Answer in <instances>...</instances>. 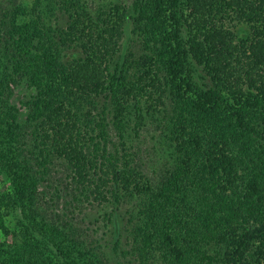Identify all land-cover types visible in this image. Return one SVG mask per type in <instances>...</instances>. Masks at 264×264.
Masks as SVG:
<instances>
[{
  "label": "trees",
  "instance_id": "obj_1",
  "mask_svg": "<svg viewBox=\"0 0 264 264\" xmlns=\"http://www.w3.org/2000/svg\"><path fill=\"white\" fill-rule=\"evenodd\" d=\"M0 27V264H264V0H7ZM167 101L152 179L109 148L107 116ZM55 163L70 201L111 207V247L46 220Z\"/></svg>",
  "mask_w": 264,
  "mask_h": 264
},
{
  "label": "rangeland",
  "instance_id": "obj_2",
  "mask_svg": "<svg viewBox=\"0 0 264 264\" xmlns=\"http://www.w3.org/2000/svg\"><path fill=\"white\" fill-rule=\"evenodd\" d=\"M7 0H0L1 4H5ZM134 0H83L88 10L96 13L99 10L108 9L113 5L129 6ZM239 27V28H238ZM240 34L245 31V26H238ZM1 28V27H0ZM1 32V31H0ZM132 51L140 55L139 48L136 44L132 45ZM30 95L29 90L25 87H17L14 89L11 102L21 111L20 119L23 120L25 111L23 102ZM140 112L133 104L126 111L123 118L121 128L117 129L112 117L107 116L106 130H108L109 142L111 149H117L119 153L127 154L129 158H133L135 163L140 165L142 171L151 176L152 179H158L162 172L168 168V140L167 124L169 115L171 114V105L167 101L166 105L159 108L158 112L146 110L144 104ZM108 106L106 113L110 110L109 101L104 99L99 102V109ZM99 109L97 111H99ZM123 134L124 137H120ZM37 166L35 165L34 168ZM56 167L50 172V181L43 183L39 189V205L38 207L44 214L48 222L56 221V224L62 225L66 222L68 225H74V235L79 234L84 239L94 238L100 243L107 244L111 247L113 243L110 232L104 226L103 215L111 210L108 204L98 205L91 201H70L72 192L58 180V176L62 174V167L55 163ZM33 168V169H34ZM64 175V174H63ZM8 181L0 176V191L7 186ZM130 202L123 204L121 207L122 214L125 209L130 208ZM10 228H13L12 226ZM0 240L4 237L0 233ZM11 242V241H10ZM110 248H108L107 253ZM110 254V253H109ZM112 254V253H111ZM111 256V255H110ZM112 263L115 264L117 257L112 255Z\"/></svg>",
  "mask_w": 264,
  "mask_h": 264
},
{
  "label": "water",
  "instance_id": "obj_3",
  "mask_svg": "<svg viewBox=\"0 0 264 264\" xmlns=\"http://www.w3.org/2000/svg\"><path fill=\"white\" fill-rule=\"evenodd\" d=\"M128 31H129V19L127 18V24L125 26V33H126V40L124 41V44L122 45V50H121V60H123V57L125 55L126 52V47L125 45H127V39H128Z\"/></svg>",
  "mask_w": 264,
  "mask_h": 264
}]
</instances>
